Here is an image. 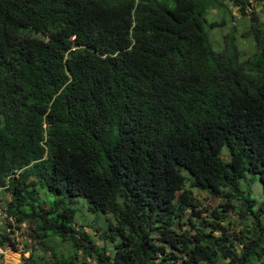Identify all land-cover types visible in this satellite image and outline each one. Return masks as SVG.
I'll return each instance as SVG.
<instances>
[{"label":"trees","instance_id":"trees-1","mask_svg":"<svg viewBox=\"0 0 264 264\" xmlns=\"http://www.w3.org/2000/svg\"><path fill=\"white\" fill-rule=\"evenodd\" d=\"M224 2L247 55L233 33L210 41ZM250 2L0 0V247L26 223L53 264H264V10ZM196 191L220 199L209 220ZM79 201L115 224L76 227Z\"/></svg>","mask_w":264,"mask_h":264},{"label":"rangeland","instance_id":"rangeland-1","mask_svg":"<svg viewBox=\"0 0 264 264\" xmlns=\"http://www.w3.org/2000/svg\"><path fill=\"white\" fill-rule=\"evenodd\" d=\"M226 4V7L219 8L218 10H210L208 14L206 15V19L208 22H218L219 26H217L214 30L209 32L210 41L213 42L216 46L221 47L223 44V38L224 36L228 35L229 33H233L235 35V38L237 39V44H240L243 49H245L244 55H247L246 53H249L251 50H253L251 43L247 41H243L242 34L245 31V28L247 27V24L245 22L246 19L241 18V15L238 13V8L234 7L232 3L230 2H224ZM250 6H248L247 11L254 12L256 15L261 16V11L264 10V6H261V3L257 2V0H251ZM220 9H224L221 11V14H219ZM264 19V15L261 16ZM224 20V22H223ZM212 43V45H213ZM253 44V43H252ZM214 49L216 47L213 45ZM45 191H40V196H44ZM198 200H199V208L198 211L201 212L200 217L204 218V220H209L207 217L210 216L211 212L214 209L220 208L221 205L219 204L220 199L212 198L211 196L196 191L194 193ZM47 200L53 201L54 197L51 195L47 196ZM251 197L256 202V205L254 206V209L256 211H261L264 208V194H263V188L262 184L259 180H257L254 185L252 186L251 190ZM10 194L7 190H0V206L2 204V200H9ZM223 200V199H222ZM224 201V200H223ZM78 208L77 216H76V227L80 226V224H84L85 222L88 223V225H93L95 227H99L103 232L107 231L109 229V226L114 225L115 221L110 215H102V214H89L87 213V210L85 208V204L81 201H79L78 204L74 203L72 204ZM239 207V204L236 205ZM263 212V211H261ZM231 218L233 219V222H235L237 225L234 226L235 231H239L241 228L242 222L238 215L234 212H230ZM262 218L264 219V213L262 214ZM1 221L5 222L0 216V227ZM253 221V220H252ZM252 221L248 220L245 221L244 225H252ZM92 228V227H91ZM91 228L87 229V232L92 234ZM22 231H16L15 233V248H11L8 246H4V248L0 247V264H23L24 260H27L30 255V248L40 250L41 252L44 250L45 256L48 257V264H53V260L51 257L52 251L47 246H44L40 248L37 246L36 242L28 241L29 236L31 235V232L28 230V224L22 225ZM100 230V233L102 231ZM96 243L98 245H101L102 242L97 241L98 235L93 236ZM106 246H108L109 254L112 253V243L107 240L105 242ZM51 247L55 246V252L58 254L66 255L69 252V246L66 244H59L56 240H51L50 244ZM240 251V249L238 248ZM88 264H94L92 261H87Z\"/></svg>","mask_w":264,"mask_h":264}]
</instances>
